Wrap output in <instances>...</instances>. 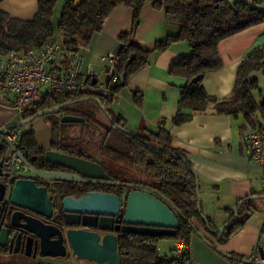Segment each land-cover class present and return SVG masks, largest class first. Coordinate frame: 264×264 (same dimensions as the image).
I'll return each instance as SVG.
<instances>
[{
	"label": "trees",
	"instance_id": "obj_1",
	"mask_svg": "<svg viewBox=\"0 0 264 264\" xmlns=\"http://www.w3.org/2000/svg\"><path fill=\"white\" fill-rule=\"evenodd\" d=\"M59 1H63L64 6L58 24L54 25L53 15ZM1 3L2 0L0 6ZM149 3H153L159 10L165 8L166 23L175 26L177 33L157 41L153 49L146 50L135 42V35L141 23V12ZM262 3L264 0H254L253 5L245 2L231 4L228 0H164L163 3L159 0H84L79 4L74 0H38L37 13L29 21L13 19L0 7V47L18 51L40 47L57 34H61L64 37L65 50L78 52L81 46L88 47L94 36L103 32L106 20L117 6H126L133 10V31L119 36L121 47L114 76L121 79L111 86L108 95L101 96L92 92L45 93L41 101L25 115V119H30L39 112L62 106L58 112L61 116L71 114L85 118L86 123L81 124L83 131L79 137H66L60 142L55 141L52 149L91 160L87 151H80L78 147L85 138L90 143L102 141L98 162L112 181L143 184L154 188L181 212L176 237L120 235L118 243L120 264H188V252L179 260L175 256L174 258L162 256L158 248L159 242L182 240L188 244L190 235L194 232L191 224L195 225L194 222L198 221L206 229V222L199 212L201 192L198 176L183 153L173 146L171 134L164 128V124L162 127L159 125L156 131L147 130L143 134L132 131L133 134H130L122 130L124 128L130 131L125 120L113 115L110 109L116 102L119 91L127 86L130 78L150 65L153 54L165 52L175 43L185 42L191 50V55L181 58L169 71L171 76L187 80L182 90L177 115L172 123L175 126H182L192 120L194 113L213 109L218 115L233 118L242 116L246 123L254 128L257 119L264 120V98L260 101L256 99L261 87L259 81L252 77L253 73L264 72V48L253 50L239 67L231 98L219 100L209 95L203 87V80L206 75L223 66L219 54V44L223 40L264 23V12L256 8V5ZM112 80L109 78V83ZM137 95L138 93L135 97ZM85 98L89 100H83ZM73 101L78 102L64 106L65 103ZM135 103L138 105L140 101L135 100ZM75 105L80 106L72 109ZM106 112L115 123L109 120L110 124L105 125L99 120V115L107 116ZM62 125L71 124L56 122L55 129L58 130ZM32 134L28 132L22 136L21 145L24 151L28 155L40 152L44 154L45 151L38 149ZM112 144H115L114 152L121 154L123 149L124 154L150 178L151 182L127 181L110 174L106 167H111L109 160L113 156L111 154L104 156V152ZM104 159L105 161L101 162ZM92 191L102 192L97 186L70 183L64 189L60 188L57 193L62 197H81ZM251 197L238 202L236 207L239 220L234 226L226 227L223 233L211 235L224 243L243 227L257 210L255 204L259 200ZM231 218L234 219V211L231 212ZM1 261L0 264H36L29 260L23 261L19 256L4 258Z\"/></svg>",
	"mask_w": 264,
	"mask_h": 264
},
{
	"label": "crops",
	"instance_id": "obj_2",
	"mask_svg": "<svg viewBox=\"0 0 264 264\" xmlns=\"http://www.w3.org/2000/svg\"><path fill=\"white\" fill-rule=\"evenodd\" d=\"M74 1L79 4L84 0ZM228 1L231 4L245 2L250 5L254 2ZM63 6V1L56 5L54 25L58 24ZM0 7L13 19L29 21L37 13L38 0H2ZM256 8L264 12V3L256 5ZM132 31L133 10L117 6L106 20L103 32L95 35L88 47L79 48L78 53L84 57L83 74L91 68L100 73L97 79L99 85L108 84L110 77L102 72L101 58L110 54L118 55L121 47L119 36ZM176 33L177 28L166 23L165 8L159 10L153 3H149L141 12L135 42L142 48L151 50L157 41ZM257 48H264V23L223 40L219 44L223 66L205 76V91L219 100L231 98L239 67ZM190 55L191 50L185 42L175 43L167 51L153 54L150 65L130 78L127 86L119 91L112 114L122 117L127 128L136 134H143L147 130L156 131L161 123L164 124V128L172 136L173 146L183 153L197 174L202 212L210 220L211 227L217 229L232 220L231 212L240 200L264 194L261 185L262 167L249 159L247 147L242 143L244 135L252 128L242 116L233 118L218 115L215 110L208 109L194 113L192 120L182 126L172 123L187 80L171 76L169 71L181 58ZM252 77L259 81L261 92L256 95V99L260 101L264 98V72L253 73ZM101 79H104V83H100ZM135 100L140 103L137 105ZM261 121L264 120L257 119L256 122ZM18 122L12 108L5 106L0 96V127ZM61 129L66 132L63 136L58 135ZM25 131L34 132L38 147L47 151L53 150L55 141L79 137L83 125H62L57 130L55 125H47L44 119L38 118L30 127L25 126ZM90 145L87 153L92 161L98 162L102 141H99L97 147ZM255 206L257 210L249 220L224 243L209 234L200 222L195 221V227L213 246L193 232L187 244L188 264H234L236 259L249 255L258 243L264 250V200L257 201ZM174 246L175 240L160 242L159 252L162 256L171 257V254H167V249L172 252ZM37 259L40 264H88L77 263L75 257Z\"/></svg>",
	"mask_w": 264,
	"mask_h": 264
},
{
	"label": "water",
	"instance_id": "obj_3",
	"mask_svg": "<svg viewBox=\"0 0 264 264\" xmlns=\"http://www.w3.org/2000/svg\"><path fill=\"white\" fill-rule=\"evenodd\" d=\"M91 84L96 86L98 80L93 78ZM77 102L65 103L64 106ZM61 108L62 106H58L39 112L33 118L0 127V155L2 151L10 149L4 134L30 124L41 116L58 113ZM106 115L115 123L109 113L106 112ZM61 123L85 124L86 119L64 114L61 116ZM122 130L133 134L124 128ZM25 155L26 153L21 159L28 172L21 173L13 183L7 197L8 202L5 201L7 185L0 181V254L22 252L33 259H65L71 254L79 260L96 264H120V235L152 238L177 236L180 227L178 217H182V214L156 189L143 184L114 182L99 163L59 151H45L41 159L42 165L62 168L67 172L36 168ZM37 159L34 158L33 161ZM3 163L4 159H0V169ZM37 180L111 186L121 189V193L92 191L81 197H62L59 193L52 195L47 187L38 186ZM251 199L264 200V194ZM200 200L199 212L206 222L209 234L223 233L226 227L238 222L239 214L235 207L233 220L212 229L210 220L202 212L201 195ZM9 212L11 214L8 217ZM54 214L58 224L44 221L53 220ZM191 226L196 235L211 245L195 225ZM14 230H19V233L12 235Z\"/></svg>",
	"mask_w": 264,
	"mask_h": 264
},
{
	"label": "built area",
	"instance_id": "obj_4",
	"mask_svg": "<svg viewBox=\"0 0 264 264\" xmlns=\"http://www.w3.org/2000/svg\"><path fill=\"white\" fill-rule=\"evenodd\" d=\"M64 37L57 34L53 39L27 51L8 50L0 47V96L3 104L12 108L19 121L25 119L27 111L38 104L45 93H86L108 95L112 85L121 79L114 76L118 55L110 54L101 58L102 72L109 75L111 83L92 86L93 78L99 72L88 69L83 74L84 57L75 51L65 50ZM163 124H160L162 127ZM25 126L4 134L10 146V154L0 169V180L9 192L21 173L28 172L21 156L25 154L21 145ZM251 161L262 167L261 185L264 188V121L258 122L243 137ZM174 256L181 259L188 252L182 240H175ZM234 264H264V250L257 244L246 257L236 259Z\"/></svg>",
	"mask_w": 264,
	"mask_h": 264
},
{
	"label": "rangeland",
	"instance_id": "obj_5",
	"mask_svg": "<svg viewBox=\"0 0 264 264\" xmlns=\"http://www.w3.org/2000/svg\"><path fill=\"white\" fill-rule=\"evenodd\" d=\"M107 76H109V75L107 74ZM100 83H104V79H101ZM113 105L110 108L111 111H113L112 108L115 109V107H113ZM78 106H80V105H77V106L75 105V106L72 107V109L78 108ZM39 118L44 119L45 123L47 125H55L56 122L58 123V122L61 121L60 114H58V113L44 115V116H41ZM99 120L105 125H109L110 124L109 118L107 116H105L104 114L99 115ZM32 123L27 124L25 126L26 127H30ZM32 133H33L32 135H35L34 132H32ZM64 133H66V132L64 130H62V129L58 131V135L59 136H63ZM89 145H90V147L91 146L92 147L93 146L97 147L99 145V141H95V142L90 143L85 138L83 143L78 148L80 149V151H84L85 152V151H87V147H89ZM114 146H115V144L114 145L112 144L111 147L104 152V156L106 154H107L106 156H108V154H111L113 156L112 159L109 160V162L111 164V167H109V166L106 167L108 172H110V174H112V175H114V176H116V177H118L119 179H122V180H127V181L136 180V181H140V182H144V183H150L151 182L150 178L144 172L140 171L137 168V166L134 164V162L127 155L124 154L123 149L121 150L122 153L119 154V153L113 151L114 150ZM118 146L121 147L120 144ZM9 151H10V149H8L6 151V155L8 154ZM104 161H105V159L103 161L101 160V162H104ZM169 241H173V240H161L160 242H169ZM167 254L168 255L171 254V257H169V258H174V252L173 251L171 252L170 249H167ZM69 257H74V256L71 255V254H68L67 258H69ZM22 259H23V261L29 260V262L40 264L38 262L39 261L38 259H31L30 260L27 257H22ZM75 260H76L77 263L96 264V263L89 262V261L79 260L77 258H75Z\"/></svg>",
	"mask_w": 264,
	"mask_h": 264
},
{
	"label": "flooded vegetation",
	"instance_id": "obj_6",
	"mask_svg": "<svg viewBox=\"0 0 264 264\" xmlns=\"http://www.w3.org/2000/svg\"><path fill=\"white\" fill-rule=\"evenodd\" d=\"M38 149H41V148H39L38 147ZM8 150V149H7ZM7 150H4V151H2L1 152V157H0V159H5L9 154H7L6 155V151ZM41 150H43V149H41ZM44 151V150H43ZM25 152V151H24ZM26 153V157H27V159L31 162V164L34 166V167H36V168H40V169H44V170H50V171H56V172H67V170H64V169H62V168H55V167H51V166H43L42 165V162H41V159H42V157H43V153H38V154H32V155H28L27 154V152H25ZM34 158H38L37 159V161H33V159ZM0 181H2V180H0ZM2 182H4V181H2ZM5 183V182H4ZM6 184V183H5ZM37 184H38V186H40V187H47L48 188V190H49V192L53 195V194H57V192H58V190L61 188H65V186H67V184H70V183H59V182H49V181H44V180H37ZM134 184H136V183H134ZM82 185H89V184H82ZM92 186H97V187H99V189L102 191V192H106V193H121V190H119L117 187H115V188H110L111 186H99V185H92ZM8 194H9V192L7 191V194H6V202H8L7 201V197H8ZM11 214V212H9L8 213V217H9V215ZM46 223H49V224H58V220H57V217H56V215L54 214V218H53V220H44ZM16 233H19V230H14V232H13V234L12 235H14V234H16ZM14 256H20V257H27V258H29V259H33V257H28V256H26L24 253H22V252H19V253H17V254H9V253H3L2 252V254H0V261L1 260H3L4 258H13Z\"/></svg>",
	"mask_w": 264,
	"mask_h": 264
}]
</instances>
